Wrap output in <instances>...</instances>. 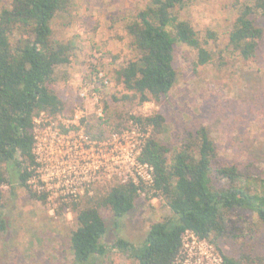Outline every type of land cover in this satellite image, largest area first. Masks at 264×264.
<instances>
[{
    "label": "rangeland",
    "instance_id": "1",
    "mask_svg": "<svg viewBox=\"0 0 264 264\" xmlns=\"http://www.w3.org/2000/svg\"><path fill=\"white\" fill-rule=\"evenodd\" d=\"M148 1L74 0L69 13L60 12L54 18L53 37L73 40L75 49L71 61L55 70L54 87L65 103L64 111L56 117L41 114L35 125L40 143L36 142L39 166L29 186L46 198L33 196L17 181L2 184L0 264H72L69 241L78 226V207L76 202L67 201L62 188L69 178L64 174L68 175L79 163L75 149L70 157L67 154L68 137L77 143L84 141L83 136L103 143L113 132L125 129L133 120L131 115L162 114L165 131L157 137L171 150L189 132L205 125L222 163L235 164L254 177H264V36L256 55L249 60L229 45L237 3L243 0H190L179 14L191 21L202 36L208 30L217 33V39L208 47L219 62L196 66V51L177 44L176 84L161 101L139 103L136 96L124 98L131 93L118 82L114 72L136 54L125 27ZM10 2L0 0V8ZM258 21L264 27L263 18ZM100 71L108 83L92 88L90 83ZM86 87L88 91L82 95ZM100 109L102 116L98 114ZM148 128L152 135L154 130ZM121 179L116 175L97 180L80 196L78 206H84L91 194H104ZM37 185H44V190L39 192ZM101 213L107 224L104 243L111 247L118 237H123L138 251L142 250L151 223L172 215L164 196L142 194L119 221L110 210ZM216 245L219 253L245 258L247 264H264V222L252 211L236 210L230 214L227 232ZM97 264H138V260L110 248Z\"/></svg>",
    "mask_w": 264,
    "mask_h": 264
},
{
    "label": "trees",
    "instance_id": "2",
    "mask_svg": "<svg viewBox=\"0 0 264 264\" xmlns=\"http://www.w3.org/2000/svg\"><path fill=\"white\" fill-rule=\"evenodd\" d=\"M189 1L149 0L127 23L130 46L136 54L114 72L131 93L125 94V99L136 96L139 103L161 101L170 92L177 82V44L196 51V66L219 60L208 47L217 39V33L208 30L202 36L191 21L180 16L179 11ZM73 5L74 0H11L0 8V185L17 181L42 199L45 195L35 193L28 183L39 164L34 151L35 125L41 114L56 117L65 108L54 87L55 70L71 61L75 43L55 39L52 22L58 13H69ZM259 17L264 20V0L237 3L229 45L243 59L256 55L264 36ZM131 118L154 130L146 140L142 159L155 168L157 190L150 195L164 196L172 215L151 223L139 252L123 237L111 247L104 243L107 224L101 213L110 210L115 221L127 215L141 195L138 185L121 179L104 194H91L84 206L79 207L78 200V226L69 241L72 264H97L110 248L137 258L138 264H173L187 229L216 245L226 234L230 214L236 210L252 211L264 222V177L222 163L205 125L189 132L171 150L157 137L165 131L162 114ZM221 254L224 264H247L245 258Z\"/></svg>",
    "mask_w": 264,
    "mask_h": 264
},
{
    "label": "built area",
    "instance_id": "3",
    "mask_svg": "<svg viewBox=\"0 0 264 264\" xmlns=\"http://www.w3.org/2000/svg\"><path fill=\"white\" fill-rule=\"evenodd\" d=\"M98 75L90 83L92 88H102L108 83V80L104 79L103 71H100ZM87 91L88 87L83 90L82 95H85ZM98 114L103 115L102 109ZM149 136L148 127H143L132 120L125 129L113 132L103 143L90 141L87 136H83V142L77 143L73 138L69 140L68 137L67 154L70 157L71 151L75 149L79 166L75 167L73 173L64 174V178L69 176L64 180L62 188V192L68 196L67 201L77 202L80 196L97 180L110 179L116 175H119L124 182L130 181L138 185L142 195L154 193L157 190L154 187V165L142 159L143 149ZM35 137L37 142L36 133ZM86 143L91 146L87 147ZM37 145L40 146V143L37 142ZM34 151L36 154V143ZM33 176L28 183L31 182ZM33 181L36 180L33 179ZM37 188L41 192L44 190V185H37ZM182 243L179 255L173 264H224L223 256L217 251L214 243L200 239L193 230L187 229L182 234Z\"/></svg>",
    "mask_w": 264,
    "mask_h": 264
}]
</instances>
